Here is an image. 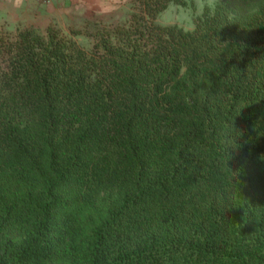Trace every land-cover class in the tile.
<instances>
[{
  "label": "trees",
  "instance_id": "trees-1",
  "mask_svg": "<svg viewBox=\"0 0 264 264\" xmlns=\"http://www.w3.org/2000/svg\"><path fill=\"white\" fill-rule=\"evenodd\" d=\"M170 4L0 35V264H264V0Z\"/></svg>",
  "mask_w": 264,
  "mask_h": 264
},
{
  "label": "clouds",
  "instance_id": "clouds-1",
  "mask_svg": "<svg viewBox=\"0 0 264 264\" xmlns=\"http://www.w3.org/2000/svg\"><path fill=\"white\" fill-rule=\"evenodd\" d=\"M131 10V0H0V35H8L11 43L26 30L45 34L54 26L68 33L74 21L89 15L115 19Z\"/></svg>",
  "mask_w": 264,
  "mask_h": 264
},
{
  "label": "rangeland",
  "instance_id": "rangeland-1",
  "mask_svg": "<svg viewBox=\"0 0 264 264\" xmlns=\"http://www.w3.org/2000/svg\"><path fill=\"white\" fill-rule=\"evenodd\" d=\"M218 0H193L194 7H180L174 4H170L156 19V23L162 26L175 25L178 28L189 31L194 28V22L196 17L200 16L203 7L206 5L209 8H213ZM128 17V13L124 16H119L115 19H105L109 23L124 22ZM89 19L90 22L97 20L92 15L87 16L84 20L74 21L68 33H60L68 38H72L81 47L89 49L91 47V39L88 38L87 32L91 31L90 27H85V21ZM56 29L54 26H51ZM57 30V29H56ZM74 32V33H73Z\"/></svg>",
  "mask_w": 264,
  "mask_h": 264
},
{
  "label": "crops",
  "instance_id": "crops-1",
  "mask_svg": "<svg viewBox=\"0 0 264 264\" xmlns=\"http://www.w3.org/2000/svg\"><path fill=\"white\" fill-rule=\"evenodd\" d=\"M51 27V26H50Z\"/></svg>",
  "mask_w": 264,
  "mask_h": 264
}]
</instances>
